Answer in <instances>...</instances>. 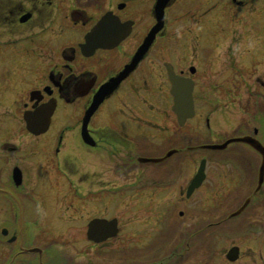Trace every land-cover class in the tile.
<instances>
[{"label": "flooded vegetation", "instance_id": "1", "mask_svg": "<svg viewBox=\"0 0 264 264\" xmlns=\"http://www.w3.org/2000/svg\"><path fill=\"white\" fill-rule=\"evenodd\" d=\"M158 1L0 0V141H30L28 148L13 145L14 152L0 142V264H264V182L259 185L264 157L257 150H238L241 165L230 160L237 169L222 186H213L206 225L195 206L194 212L175 211L205 181L188 195L195 175L185 185L174 181L169 168L157 178L138 173L139 163L159 164L145 159L161 158L145 152L153 147L144 142V132L155 114L170 118L172 68L194 81L196 116L208 129L217 110L198 114V109L216 105L207 95L214 90L248 91L246 108L255 102L252 107L264 116V77L252 90L241 80L250 77L251 55L264 57V42L250 45L251 30L264 34V0H169L162 21ZM105 19L110 28L101 26L90 38ZM225 73L230 85L219 78ZM114 85L84 132L87 111ZM47 110H52L48 129L29 130L27 119L42 118ZM247 134L258 138L259 129ZM43 137L59 140L58 154L65 139H77L89 154L83 174L67 160L59 165V178L30 179L25 152L37 149L34 141ZM173 150L182 151L166 154ZM146 189L152 199H162L156 207L150 203L142 214L121 211L126 194L136 197ZM171 189L174 208L164 201ZM236 194L243 198L237 206ZM236 234L258 241L261 259L245 258V250L256 252L252 245L219 243ZM204 250L212 259L203 258Z\"/></svg>", "mask_w": 264, "mask_h": 264}, {"label": "rangeland", "instance_id": "2", "mask_svg": "<svg viewBox=\"0 0 264 264\" xmlns=\"http://www.w3.org/2000/svg\"><path fill=\"white\" fill-rule=\"evenodd\" d=\"M250 33V45H259V41L264 42V34L259 35V33H254L252 30ZM252 49L253 48L251 47V50ZM251 57L250 77L248 78V76H245L244 78H241V80H248L249 89L252 90L255 89V85L258 86L259 78L264 77V57L259 54L254 55V57L251 55ZM227 74L228 73L220 74L219 78H221V81L226 82L227 85H230L232 82L229 81ZM214 91L207 92L208 96L215 98L214 102L216 105L214 108L217 110V114L215 113L211 119L212 130L206 127L204 124V118L201 115L189 121L185 127L181 128L179 127L177 118L171 111V108L167 110L170 116L169 119L167 118L166 114L162 116L155 114V121L153 123L154 125L146 129L144 132V137H146L147 140L144 142H148L153 148L149 149L148 151L145 150V152L148 154V156L163 157L170 149L181 148L182 151L173 153V155H171L166 161L158 162L159 164L151 165L139 163L138 165V173L140 178L146 179L153 174H155L157 178V175L162 174V172L167 170L166 168H169L172 170L170 175L173 176L172 178L175 179L174 181H177L179 184L182 183L187 185L195 175L201 158H207V179L203 187H201V189L195 193V195L190 199V202L175 208L177 213L180 210L192 212V207L195 206L196 213H198V217L201 219L200 222H202L203 225H206L210 221L213 211L212 196L214 194L213 190L215 189L213 186L216 184L218 186H222L223 181L231 178L229 175L232 174V169L237 168L232 165L230 160L234 159L236 160L234 161L235 164L241 165L242 161L240 162V159L243 158L238 156V153H240L238 150H243L247 147L240 144H231L225 150L197 149L187 151L186 148L194 146L195 144L199 145V143H221L230 137L252 132L254 128L259 129L258 138L264 143V116L256 114L258 106L256 105L255 107H252L255 102H252V105L249 107L250 114H248L247 109H245L247 104H244V99L248 91H230L229 89H225L219 93ZM255 93H257V91L254 92V94ZM252 95L253 92H250L249 100L251 99ZM208 109L209 108H206L205 106L202 108L199 107L198 114H200V112L206 113V110L208 111ZM252 113H254V115ZM261 116L263 117L261 118ZM181 135L187 136L179 137ZM58 141V139L43 137L40 140L34 141L36 143L37 149L32 151L29 149L25 152L23 168L26 171V175L30 176V179L55 180L59 178V176L62 174L59 171V165L67 160L75 162L79 167L80 174H83V171L85 170V164H87L89 160L87 149L83 147L77 139L69 138L63 141L60 153L58 154L55 150L58 147ZM0 142L7 143V149L10 152H14L12 150L13 145L18 146V142H20V144L23 145L20 146L21 148H28L30 141H18L9 138ZM139 155L142 156L144 153L139 151ZM84 158L86 159L85 161ZM111 158L114 162L119 161V156H115V158L112 156ZM239 168L240 166L238 167V170H240ZM218 182H220V184H218ZM147 193H149V195H147ZM126 195L127 197L123 199L121 204L122 212H128L133 209L134 212H140V214H142L144 211H147L145 207L150 205V203H154L156 207L157 202L162 200L152 199L153 194H151V190L149 189L139 192L138 196L136 197H133L134 194ZM175 196V191L173 192L171 189L170 193H167L164 201L172 202L174 201ZM242 199L243 198L239 197V194H236L235 198L232 200V203L237 206L240 204L238 201H242ZM190 205L191 207L188 208ZM151 207L153 206H150L149 209ZM172 208H174L173 202ZM227 213H229V210L226 211V214ZM137 216L142 217L141 215ZM233 241H236L238 244L245 245V249H247L248 245H252L254 248H256V252L254 253L251 250H245L246 259H261V252L257 248V244L259 246L258 241L252 240V242L250 241L249 237H245L244 235L240 236L237 234L219 238V243L222 245L229 244ZM66 249L69 248L66 247ZM209 255H211L210 251H202V256L205 260L212 259V255ZM217 259L222 260L223 258L220 256L219 258L217 257Z\"/></svg>", "mask_w": 264, "mask_h": 264}, {"label": "water", "instance_id": "3", "mask_svg": "<svg viewBox=\"0 0 264 264\" xmlns=\"http://www.w3.org/2000/svg\"><path fill=\"white\" fill-rule=\"evenodd\" d=\"M168 0H161V2H166ZM161 2L159 3V6H161ZM101 26H103L104 29L110 28V26L108 25V20L105 19L102 24L97 27L94 30V34L91 35L90 38H94L96 36H98V33L100 31ZM102 28V29H103ZM120 39H118L115 43H111V44H116L117 42H119ZM100 45H104V44H100ZM95 46H99V44L95 45ZM92 46V47H95ZM109 46V45H106ZM172 82H173V88H172V94L174 96V111L176 112V114L178 115L179 121L180 123L183 125L185 123V121L192 117L195 113L194 111V100H193V81L189 80V79H184L181 78L179 76H177L174 72L170 73ZM112 92V90L110 91H105L103 90L101 93V97L99 98V101L88 111L87 113V118H86V122L87 119L89 118L90 115H92L94 113V111L96 110L98 104L105 98L106 95L110 94ZM38 119H28V127H30V123H36ZM34 121V122H33ZM36 121V122H35ZM235 142H241V143H247L249 145H251L253 148H255L256 150H258L264 157V145L261 144L260 141H258L257 139H255L254 137L251 136H243V137H235V138H231L229 140H227L225 143L223 144H219V145H207L205 146L206 148H210V149H225L229 146V144L231 143H235ZM172 152L170 154H168L167 156L171 155ZM163 159H149V161H161ZM205 165H206V161L203 160L201 167L199 169L198 174L196 175L195 179L193 180L191 186H190V192H192L194 189L198 188L202 182L204 181L206 175H205ZM264 182V160L262 163V167H261V173H260V178H259V185H261ZM244 208H242L241 210L238 211L239 214L240 212L243 211Z\"/></svg>", "mask_w": 264, "mask_h": 264}]
</instances>
